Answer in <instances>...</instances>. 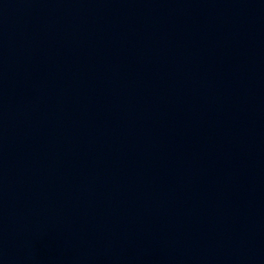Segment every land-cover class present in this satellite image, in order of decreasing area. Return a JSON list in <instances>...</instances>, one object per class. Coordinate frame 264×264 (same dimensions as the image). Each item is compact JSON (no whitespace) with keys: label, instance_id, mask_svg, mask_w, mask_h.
Listing matches in <instances>:
<instances>
[{"label":"water","instance_id":"water-1","mask_svg":"<svg viewBox=\"0 0 264 264\" xmlns=\"http://www.w3.org/2000/svg\"><path fill=\"white\" fill-rule=\"evenodd\" d=\"M0 264H264V0H0Z\"/></svg>","mask_w":264,"mask_h":264}]
</instances>
